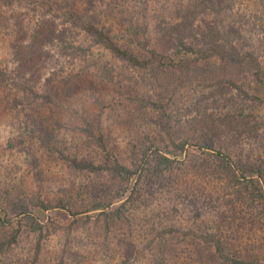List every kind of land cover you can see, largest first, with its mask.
I'll return each instance as SVG.
<instances>
[{
    "label": "rangeland",
    "instance_id": "1",
    "mask_svg": "<svg viewBox=\"0 0 264 264\" xmlns=\"http://www.w3.org/2000/svg\"><path fill=\"white\" fill-rule=\"evenodd\" d=\"M73 1L81 3V0H51L52 9L61 14ZM99 1L94 0L96 6ZM141 5L138 2L136 6ZM88 7L82 13L84 20L106 24L111 35L118 34L113 15L102 12L96 16L99 9H92L90 4ZM12 8L6 12L13 13V27L9 33L0 34V65L9 60L6 67L11 77L15 72V78L22 80V84H33L40 94L49 91L59 106L50 104L53 102L42 105V100L32 96V102H27L23 92L15 89L11 93L8 88H0V94L7 93L0 104V206L6 207L10 219H14L13 227L23 225L24 229L21 245L13 256L16 261L11 264H31L36 241V234L24 215L17 214L22 202L32 207L45 235L36 264H128L122 249L115 240L109 241L101 229L100 210L80 212L91 200H101L105 193L112 195V175L74 168L67 155L75 154L110 166V152L129 167L145 165L140 161L141 147L148 145L145 140L148 134L159 143L161 137L166 140L168 136H182L186 133L187 119L192 117L197 129L201 126L199 116L204 117L212 104L229 116L223 140L217 141V145L225 146L235 159L264 168V83L258 82L249 66L235 61L216 59L206 63L185 58L175 66L135 68L109 55L71 21L63 22L41 0H23ZM119 43L127 45L121 39ZM77 45L90 50L80 54ZM260 47L264 49V45ZM146 55L144 50L140 51V56ZM149 95L155 98L162 95L163 104L169 102L172 116L169 133L160 110L143 109ZM15 96L19 98L17 104L21 100L27 105V110L21 112L22 119L16 118L14 109H4V103L13 101ZM187 109L193 112L188 115ZM81 114L95 129L93 133L102 132L106 150L96 144L93 136L80 130L85 127ZM233 115L244 118L236 121ZM37 123L49 130L52 138H48V132L32 133ZM151 155L150 166L155 168L159 156L157 159L155 154ZM211 161L209 171L222 175L219 161L214 158ZM191 163L188 160L187 166ZM210 177L214 179L216 175ZM180 181H185L184 176ZM215 183L216 179L210 184L199 179L196 185L208 193ZM187 186L192 189L191 180ZM127 195L125 192L115 204ZM41 200L48 203L47 209L41 208ZM59 204L65 208L55 207ZM76 217L78 222L74 220ZM86 217L98 223H86ZM200 221L218 234L226 235L231 229L229 219L222 217L221 211L209 212ZM136 241L142 249L148 243L144 237H137ZM233 243H238L245 255L258 253L261 259L258 264H264V217L249 223Z\"/></svg>",
    "mask_w": 264,
    "mask_h": 264
},
{
    "label": "trees",
    "instance_id": "2",
    "mask_svg": "<svg viewBox=\"0 0 264 264\" xmlns=\"http://www.w3.org/2000/svg\"><path fill=\"white\" fill-rule=\"evenodd\" d=\"M21 1L0 0V34L9 33L13 27V13L7 14L6 10L10 6L14 10ZM49 1L41 0L50 12L63 18V22L71 21L109 55L131 67L175 66L185 58L206 63L216 59L235 61L249 66L258 82L264 83V49L260 47L264 45V0H100V4L106 5L104 9L98 3L96 6L94 0H81V3L73 1L68 9L60 11L62 15L52 9V2ZM129 1L132 4H128ZM138 2L142 3L140 7L136 6ZM87 4L96 11L99 9L96 16L102 12L113 15L116 27H119L118 34L111 35L106 24L84 20L82 13L89 8ZM82 8L85 9L83 12ZM119 39L127 45L119 43ZM76 48L80 54H87L90 50L81 45ZM141 50L147 55L140 56ZM8 61L4 66L0 65L2 90L8 88L11 93L16 90L23 92L27 102H32V96L42 100V105L53 102L50 104L59 106L49 91L40 94L33 84H22V80L15 78V72L11 77L6 67ZM6 96V92L0 94V104ZM146 98L143 109L160 110L169 133L172 117L169 102L163 104L162 95ZM18 100L16 97L4 103V109H14L16 118L22 119L21 112L27 110V105L21 100L22 103L17 104ZM216 107L208 105L204 117L199 116L201 126L197 129L195 119H187L186 133L182 136H168L167 141L160 136L159 143L148 134L145 137L148 145L143 149L141 147L140 161L145 165L129 167L110 152V166L96 164L92 159L75 154L67 155L74 168L98 175L106 171L112 175V195L105 193L103 199L91 200L80 212L100 210L99 215L103 216L101 229L109 236V241L115 240L122 249L128 264H258L261 260L258 253L245 255L233 240L239 238L240 232L249 223L264 217V168L244 162L241 158L235 159L225 146L217 145V141L223 140L229 116ZM191 112L192 109L186 110L188 115ZM81 117L85 127L80 130L93 136L96 144L106 150L102 132L93 133L95 129L87 118L83 114ZM242 117L244 115L232 116L236 121ZM37 125L32 128V133L44 131L48 132V138H52L49 130ZM151 154H155L157 159L159 156L155 168L150 166ZM213 158L219 161L222 175L209 171ZM190 159L192 163L187 166ZM210 174L216 177L211 179ZM183 176L186 182L180 181ZM199 179L207 184L216 179L213 190L208 193L206 189L201 190V186L196 185ZM190 180L193 183L191 190L187 186ZM125 192H128L126 199L115 204L125 196ZM39 202L41 208H48V203ZM57 206L65 208L63 204ZM220 211L222 217L230 221L228 228L231 229L226 235L209 231L210 227L200 221L203 215ZM17 214L24 215L36 234L31 262L36 264L45 238L43 229L37 224V217L28 203H20ZM76 214L80 215L79 212ZM9 216L6 207L1 205L0 264L14 263L13 256L21 245L24 230L23 225L13 227L14 219ZM86 219V223H98L90 221L89 217ZM241 219L246 220L241 222ZM74 220L78 222L79 217ZM137 237L148 241L145 249L139 247ZM103 240L108 241L106 237ZM226 242L229 244L226 245Z\"/></svg>",
    "mask_w": 264,
    "mask_h": 264
}]
</instances>
